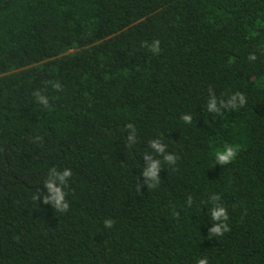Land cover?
<instances>
[{
  "label": "trees",
  "instance_id": "trees-1",
  "mask_svg": "<svg viewBox=\"0 0 264 264\" xmlns=\"http://www.w3.org/2000/svg\"><path fill=\"white\" fill-rule=\"evenodd\" d=\"M225 145L240 151L222 166ZM52 168L71 170L65 212L34 200ZM203 258L264 264V0H0V264Z\"/></svg>",
  "mask_w": 264,
  "mask_h": 264
},
{
  "label": "clouds",
  "instance_id": "clouds-1",
  "mask_svg": "<svg viewBox=\"0 0 264 264\" xmlns=\"http://www.w3.org/2000/svg\"><path fill=\"white\" fill-rule=\"evenodd\" d=\"M160 41H154L150 46L149 50L155 55L160 52ZM256 59L255 56L250 55L249 60L254 61ZM53 87L57 90H62L61 86L58 83H54ZM37 102L45 107H48V98L41 94L40 92L34 93ZM220 104V108H217V104ZM246 103V98L241 93H236L231 96L227 102L220 100L218 101L215 97H211L208 100L207 110L209 112H214L216 114H220V110L222 108H237L243 106ZM181 119L186 123H191L190 116H182ZM128 128L132 129V125H128ZM134 133V129L132 131ZM131 139V137H130ZM150 147L156 150V154L163 157V160L168 164H174L178 159L177 157H173L171 155H164V147L155 142H150ZM240 151L239 145H225L222 150H218L215 152V161L220 165H227L232 163L237 157ZM147 167L143 168L142 176L146 178V183L149 188H153L157 181V173L161 169V161L159 159H155L150 156L144 157ZM71 176V170L66 169L63 171H58L55 168L49 169L47 178L44 181L43 187L46 189L47 194L36 195L34 200L42 198V203L45 205L51 204L53 209L65 212L68 210L69 205L65 200L66 192L65 188L67 187V179ZM210 202L212 203V207L210 208V218L214 222V226L209 230V236H222L224 233L230 231L227 221L229 219L226 208L219 203V195L213 194L210 198ZM189 206H191V198L189 197L187 200ZM114 224V221L108 219L104 221L105 228H111ZM197 264H207V259H199Z\"/></svg>",
  "mask_w": 264,
  "mask_h": 264
}]
</instances>
